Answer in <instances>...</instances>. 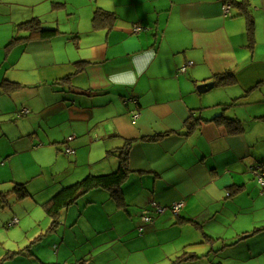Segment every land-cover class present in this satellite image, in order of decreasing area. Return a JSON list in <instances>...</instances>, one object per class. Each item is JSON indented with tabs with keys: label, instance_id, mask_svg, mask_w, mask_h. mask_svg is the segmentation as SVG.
I'll return each mask as SVG.
<instances>
[{
	"label": "crops",
	"instance_id": "0c3cea01",
	"mask_svg": "<svg viewBox=\"0 0 264 264\" xmlns=\"http://www.w3.org/2000/svg\"><path fill=\"white\" fill-rule=\"evenodd\" d=\"M237 1L249 4L256 21L253 47L245 17L235 8L226 12L224 0H0V123L26 142L13 153L0 151V231L11 238L0 237V264H108L103 252L130 240L145 250L153 236L170 250L208 249L188 264H264V187L253 172L259 164L264 169V0ZM23 2L32 12L7 7ZM99 10L105 15L94 22ZM30 21L57 32L42 38L17 28ZM16 37L25 39L10 44ZM228 70L236 82L217 83ZM10 82L19 85L5 91ZM207 82L215 84L199 92ZM220 114L240 119L243 132L207 121ZM195 118L200 124L188 131ZM11 134L1 131L0 138ZM154 135L163 136L148 139ZM129 140L123 204L108 189L90 190L51 230L43 204L88 175L115 172ZM40 149L66 166L55 175L56 164L35 171L10 161ZM17 184L30 195L19 199ZM144 201L149 206L139 214ZM152 202L164 213L135 225L147 209L158 214ZM179 202L176 214L171 207ZM192 224L198 242L183 232L194 231Z\"/></svg>",
	"mask_w": 264,
	"mask_h": 264
},
{
	"label": "trees",
	"instance_id": "16d2710c",
	"mask_svg": "<svg viewBox=\"0 0 264 264\" xmlns=\"http://www.w3.org/2000/svg\"><path fill=\"white\" fill-rule=\"evenodd\" d=\"M224 5H229L230 9L235 8L240 15L245 17L247 23L249 45L250 47H253L256 41L255 40L256 21L254 19V16L250 12L249 4L246 1L224 0ZM104 15L105 13L103 11L100 10L97 11L94 17V22H99L100 17ZM107 16L113 18L110 15ZM114 18H116V16H114ZM17 28H20L22 30L24 29H30L32 31L34 30L42 38L50 37L57 32L56 29H43L42 27H40L38 21H30V22L18 24ZM20 39H25V38L16 37L14 38L13 41H11L10 44H15ZM216 77H217L216 82L220 84H231V83L233 84L236 82V73L235 71L232 70H228L223 74L217 75ZM66 81L68 82L70 81L69 77L66 78ZM18 85L19 84L16 82H10L5 86V91L12 90L13 88H16ZM234 104L235 102L232 104L231 103L226 104L225 106L226 108H228ZM207 121H212L217 125L225 126L230 134H240L244 130V123L240 119L229 118L224 114L217 115L212 120H207ZM198 123L200 124L199 118H195V120L193 121H188L187 122L188 131L191 130ZM162 136L163 135L149 136L148 139L158 140ZM134 141L135 140H129L126 144V148L120 150L119 152L120 165L115 172L109 174H100V175H93V174L88 175L87 177L77 181L76 183L62 188L51 199H49L47 202L43 204L46 214L52 219V223L50 227L51 230H54L59 225L63 210L69 207L70 205H72L73 203H75L79 198H81L90 190L97 188L108 189L111 192L112 197L118 203L123 204L124 196L121 189V185L128 177V174L131 170L130 161H129V149ZM258 174H262L264 178V169L261 164H259V166L257 167V177ZM261 185L264 187V184ZM15 193L17 194L19 199H25L30 195L25 184H17ZM155 215H159V214H155ZM155 215L152 214L153 220L151 222L155 220ZM151 222L144 223V225L150 224ZM30 247L31 246H29L28 249L26 250L30 251ZM190 257H193V255L184 256V259H190Z\"/></svg>",
	"mask_w": 264,
	"mask_h": 264
},
{
	"label": "rangeland",
	"instance_id": "374dc122",
	"mask_svg": "<svg viewBox=\"0 0 264 264\" xmlns=\"http://www.w3.org/2000/svg\"><path fill=\"white\" fill-rule=\"evenodd\" d=\"M7 7L12 12H21V13L27 12L26 14L32 12V10L34 9L32 4H27L24 2H23V4L11 3V4H8ZM37 9H39V6L37 7ZM18 69H20V67H18ZM33 90H35V89H33L31 87L26 88V89H22L20 91L21 92L20 93L21 94V100L29 97L30 93L32 94ZM236 90H237V92H236ZM235 92L238 93L237 87H235ZM230 94H232V93H230ZM16 119H18V118H11V121L15 122ZM14 130H17V129H14V128L12 129L10 124H5L2 122L0 123V133H1V131H2V133H5V131L12 133L10 137L2 136L0 138V151L8 154V153H13V150H15V149L20 150L21 148L26 146V142L24 140H19V141L15 140V138H16L15 136L17 135V133L14 132ZM61 154H64V152L61 151ZM10 159H11L10 160L11 163L13 165H17L20 169L27 167L30 169H34L35 171L40 165L56 164L54 166V168H52V171H53V169L55 171V175L58 172V170L64 166H66V163H67L66 160H64V159L58 160L51 149H40V150H36V151L27 150L25 152L15 154ZM69 159H73V158H69ZM22 171L23 170H20L18 173L21 174ZM50 173L54 174L53 172H50ZM58 181H60V180L57 179L55 182L58 183ZM6 184L10 185L9 183H6ZM30 188L32 189L33 192L36 193V195L41 196V194L38 193L39 186H37L36 184H31ZM1 189H2V191H6V189H8V187L2 185ZM15 200H17V197L13 196V198H10V201H11L10 203L13 204V201H15ZM16 204H18L17 201H16ZM143 206H149V204L145 205V201L142 202L140 204V206L138 207V213L139 214H140ZM158 216H160V215H155V220ZM140 217H141V219L137 218L135 220V225H137L138 222L140 223V221L142 220V215H140ZM199 222H200V224H205L207 222V215H206V220H201ZM192 226L194 228V231H191L190 228L187 227L186 230L183 232H187L189 234L188 239H194L193 242H198V237L200 234V230H198V224L196 225V227L193 224H192ZM139 228L140 227H138V229ZM138 229H137V231L139 232ZM4 230L6 231V229H4ZM134 232H135V230L132 232L133 240H134ZM0 237L11 239L3 231H0ZM99 240H100V238H99ZM151 240H152V243L149 246H147L145 250L136 249L134 246L135 241L130 240V241L123 242L122 244H118L115 247V249H113V250L108 249V251H105L102 254H100L99 258L107 260L108 264H109V262H113L114 260L121 261V264H186V263L188 264L189 262L200 261V259L203 258V255L208 253V249L196 250V244H195V247L190 246V247L184 248L183 250H180V248H179L178 251H175V250H170V245H159V244H157L156 236H153L151 238ZM84 249L85 248H83V250ZM0 250H1V247H0ZM99 252H101V250ZM3 253H5V252H3ZM189 255L190 256L193 255V257H190V259H184V256H189ZM192 264H196V263H192ZM201 264H203V261H201Z\"/></svg>",
	"mask_w": 264,
	"mask_h": 264
},
{
	"label": "built area",
	"instance_id": "2783aa9c",
	"mask_svg": "<svg viewBox=\"0 0 264 264\" xmlns=\"http://www.w3.org/2000/svg\"><path fill=\"white\" fill-rule=\"evenodd\" d=\"M227 7H228V8H227ZM224 8H225V11L227 12L228 9H229L230 7H229V5H224ZM142 29H143V27H141V26H139V25H137V26L134 27V30H135L136 32H140ZM189 64H193V62L190 61ZM186 69H187V66H183V67L180 69V71H181L182 73H184V72L186 71ZM23 113H24V114L28 113V109H24V110H23ZM137 117H138L137 115L134 116L135 119H136ZM73 138H74V136H71L68 140H71V139H73ZM66 152H67L68 154H70V153L73 152V150H72L71 148L67 147ZM253 172L257 174V169H254ZM258 178H259V183L264 184V178H263L262 174H258ZM152 206L155 208L156 213H158V214L164 213V211L166 210L165 207L159 205V204L156 203V202H152ZM183 206H184V202H179V203L175 204V205L172 207V210H173L174 213L177 214V213L180 212V210H181V208H182ZM152 220H153V217H152V213H151L150 209L145 210V211L143 212V215H142V221H143L144 223H148V222H151ZM17 221H18V220L15 219L13 223H17ZM85 264H88V262H86Z\"/></svg>",
	"mask_w": 264,
	"mask_h": 264
},
{
	"label": "water",
	"instance_id": "95a60500",
	"mask_svg": "<svg viewBox=\"0 0 264 264\" xmlns=\"http://www.w3.org/2000/svg\"><path fill=\"white\" fill-rule=\"evenodd\" d=\"M214 84H215L214 82H207V83L201 84L200 86H198V91L199 92L207 91L211 89L214 86Z\"/></svg>",
	"mask_w": 264,
	"mask_h": 264
}]
</instances>
